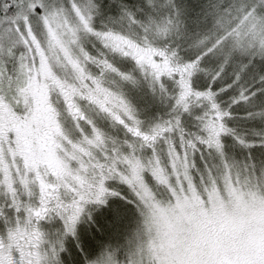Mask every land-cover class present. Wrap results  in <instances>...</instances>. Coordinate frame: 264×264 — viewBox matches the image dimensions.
Here are the masks:
<instances>
[{
	"label": "snow or ice",
	"instance_id": "1",
	"mask_svg": "<svg viewBox=\"0 0 264 264\" xmlns=\"http://www.w3.org/2000/svg\"><path fill=\"white\" fill-rule=\"evenodd\" d=\"M0 264H264V0H0Z\"/></svg>",
	"mask_w": 264,
	"mask_h": 264
}]
</instances>
